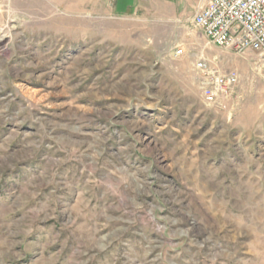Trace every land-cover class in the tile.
I'll return each instance as SVG.
<instances>
[{
    "label": "rangeland",
    "instance_id": "rangeland-1",
    "mask_svg": "<svg viewBox=\"0 0 264 264\" xmlns=\"http://www.w3.org/2000/svg\"><path fill=\"white\" fill-rule=\"evenodd\" d=\"M203 1L0 0V264H264L259 58Z\"/></svg>",
    "mask_w": 264,
    "mask_h": 264
},
{
    "label": "built area",
    "instance_id": "built-area-1",
    "mask_svg": "<svg viewBox=\"0 0 264 264\" xmlns=\"http://www.w3.org/2000/svg\"><path fill=\"white\" fill-rule=\"evenodd\" d=\"M192 22L208 43L237 54L256 53L264 83V0H204ZM180 54L181 48L175 51ZM194 67L201 94L209 103L220 104L239 82L236 72L222 73L203 58Z\"/></svg>",
    "mask_w": 264,
    "mask_h": 264
},
{
    "label": "crops",
    "instance_id": "crops-1",
    "mask_svg": "<svg viewBox=\"0 0 264 264\" xmlns=\"http://www.w3.org/2000/svg\"><path fill=\"white\" fill-rule=\"evenodd\" d=\"M121 1V0H120ZM123 1V0H122ZM132 6V2L131 3H127V2H122L120 4V10L125 11L127 9H129ZM118 11H120L119 9H117Z\"/></svg>",
    "mask_w": 264,
    "mask_h": 264
}]
</instances>
